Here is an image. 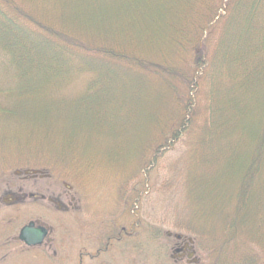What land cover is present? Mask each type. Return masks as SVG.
Instances as JSON below:
<instances>
[{"label":"trees","instance_id":"16d2710c","mask_svg":"<svg viewBox=\"0 0 264 264\" xmlns=\"http://www.w3.org/2000/svg\"><path fill=\"white\" fill-rule=\"evenodd\" d=\"M33 66L48 68L54 76L68 71L86 75L88 86L80 100L85 107L100 106L112 84L123 86L130 99L134 90L143 91L148 103L143 115L153 113L144 131L156 129L146 141L155 153L153 162L173 144L188 149L174 172L184 195L174 212L195 216L201 209L204 215L199 233L177 221L173 228L195 230V248L208 255L209 264H264L256 254L264 255L263 215L240 219L245 204L255 202L251 186L264 169V0H0V74L5 81L0 82V102L14 97L18 88L13 82L24 83ZM8 75L13 79L7 80ZM41 79L46 83L48 77ZM126 101H119L117 113ZM5 117L2 111L0 119ZM230 135L241 139L234 148L251 152L247 168V159L238 162L243 169L237 172L243 170L244 176L233 197L238 206L231 209L224 192L209 200L195 190L225 175L218 171L213 180L206 179V149L210 140ZM227 162L222 163L230 169L234 159ZM163 235L157 229L147 238Z\"/></svg>","mask_w":264,"mask_h":264},{"label":"rangeland","instance_id":"374dc122","mask_svg":"<svg viewBox=\"0 0 264 264\" xmlns=\"http://www.w3.org/2000/svg\"><path fill=\"white\" fill-rule=\"evenodd\" d=\"M46 63L48 61L43 59L42 65ZM68 72L54 76L48 68L37 69L33 66L26 74L24 83L13 82L14 87L18 88L14 97L0 102L3 106L7 104L0 107V113L3 111L6 116L0 119V219L16 208H39L42 205L46 215L43 221L53 229L55 247L61 252L68 248V257H72L76 246V243H72V235L77 230L72 215L76 213V207L87 211L85 219L87 222L90 220L89 230L93 231L99 228L101 232L105 231L102 222L122 215V226L129 229L131 225L138 224L140 264H209L205 252L193 249V243L198 241L195 230L177 232L173 228L177 223H183L186 228H202L204 215L201 209L195 216L188 212L180 214L173 209L177 208L184 196L182 180L175 178L174 172L179 171L176 168L177 160L182 155H188L187 147L181 143L173 144L162 151L158 163L153 162L155 153L151 152L152 145L150 143L148 146L147 140L156 135V129L147 131V134L144 131L148 128L144 124L149 118L153 119V113L150 109V116L143 115L146 113L142 109L146 110L148 106L143 91L134 90V99H130L123 86L112 84L106 89V97L100 106L90 103L85 107L80 100L85 96L82 93L88 86L87 77ZM42 77H48L46 83L42 82ZM1 78L2 74L0 82L5 84ZM10 79H13V75L7 76V80ZM124 98L127 101L122 105L121 113H117L119 101ZM152 108H155V104ZM104 113H107L106 116H102ZM249 117L247 114L246 118ZM237 137L240 136L230 135L225 136L224 140L215 138L208 142L206 153L209 158L206 161L209 162L204 166L206 179L212 176L213 180L214 173L218 171L225 175H219L195 189L198 195L209 200L218 198L224 192L230 200V204L227 202L230 209L238 206L233 197L240 187L237 182L244 176L243 170L240 173L237 171L243 169L251 159L250 150L243 146L234 148L239 140L241 142ZM66 140L74 143L69 146ZM224 141L229 145L230 141L232 145L220 151L218 148ZM66 149L70 151L67 153ZM236 154L238 158L234 157ZM226 159L227 164L234 159L230 169L222 163ZM239 160H246V163L239 166ZM151 162V165H147ZM223 167L228 168V173L224 172ZM29 171L42 172V180L33 174H28L32 178H25ZM257 176L251 186L256 195L255 202L245 204L241 221L260 219L261 215L264 217V169ZM68 187L71 190L66 194ZM20 189L23 193L33 194H39L42 189L46 200L42 204L28 200L26 206L14 205L12 200L19 195ZM253 198L250 197V200ZM59 207L71 209L72 212L62 214L57 210ZM234 217H231L230 223L234 222ZM157 229H162L163 236L167 237L148 240L147 234ZM178 236L183 240L177 241ZM253 236L254 233L250 238ZM183 245L186 247L185 254L174 256V250ZM256 252L264 259L262 253ZM131 258L132 255L127 253L126 260ZM24 259L9 264H34ZM66 264H71V261L67 260Z\"/></svg>","mask_w":264,"mask_h":264},{"label":"flooded vegetation","instance_id":"af4514ba","mask_svg":"<svg viewBox=\"0 0 264 264\" xmlns=\"http://www.w3.org/2000/svg\"><path fill=\"white\" fill-rule=\"evenodd\" d=\"M33 176L42 180V172L33 174ZM25 178L30 179L32 176L26 174ZM69 190L71 188L68 187L66 194ZM45 198L42 189L39 194L23 193V190L20 189L19 195L13 198L12 203L26 206V202L31 200L42 204L46 200ZM72 200L75 201L74 198ZM38 207L16 208L12 212H7L0 219V264L19 262L24 258V261L27 259L34 264H66L67 260H70L71 264H140L138 253L141 241L140 234L137 232L138 224L131 225L129 229L122 226V215H115L102 222L101 225L105 227V231L101 232L100 228L93 231L89 230L90 220L87 222L85 219L87 211L76 207L74 209L76 213L72 215L73 224L77 229L72 235V243H76L75 253L74 256L68 257L70 255L68 248L61 252L55 247V242L52 239L53 229L43 221L46 218L45 210L42 209V205ZM57 210L66 215L72 212L71 209L63 207H59ZM26 227H31V232L26 235V241H24L21 239V233ZM43 230H45L46 236L42 241ZM38 239H40V243L37 245L27 244V242H35ZM176 240L182 241L183 239L176 237ZM96 243L97 248H95ZM194 248L195 244L193 243ZM185 252L186 247L183 245L177 247L173 255L182 256ZM127 253L132 255L129 261L126 260Z\"/></svg>","mask_w":264,"mask_h":264},{"label":"water","instance_id":"95a60500","mask_svg":"<svg viewBox=\"0 0 264 264\" xmlns=\"http://www.w3.org/2000/svg\"><path fill=\"white\" fill-rule=\"evenodd\" d=\"M27 174H36V172H27ZM32 226V225H31ZM31 232V227H26L22 230V233H21V239L26 241V235L29 234ZM46 236V232L45 230L42 231V241L43 239L45 238ZM178 238H180V236H178ZM40 243V239H38L37 241L35 242H27L28 245H37Z\"/></svg>","mask_w":264,"mask_h":264}]
</instances>
